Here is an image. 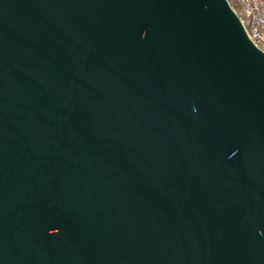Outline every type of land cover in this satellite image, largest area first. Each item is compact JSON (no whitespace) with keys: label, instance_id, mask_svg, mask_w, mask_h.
Listing matches in <instances>:
<instances>
[{"label":"water","instance_id":"water-1","mask_svg":"<svg viewBox=\"0 0 264 264\" xmlns=\"http://www.w3.org/2000/svg\"><path fill=\"white\" fill-rule=\"evenodd\" d=\"M228 0H0V264H264V53Z\"/></svg>","mask_w":264,"mask_h":264},{"label":"rangeland","instance_id":"rangeland-1","mask_svg":"<svg viewBox=\"0 0 264 264\" xmlns=\"http://www.w3.org/2000/svg\"><path fill=\"white\" fill-rule=\"evenodd\" d=\"M228 2L241 20L245 21L247 31L254 34L260 20V13L264 8L263 4L260 5L259 3L264 2V0H228Z\"/></svg>","mask_w":264,"mask_h":264},{"label":"built area","instance_id":"built-area-1","mask_svg":"<svg viewBox=\"0 0 264 264\" xmlns=\"http://www.w3.org/2000/svg\"><path fill=\"white\" fill-rule=\"evenodd\" d=\"M259 4H263L264 7V2H260ZM248 35L251 39L257 41L258 44L261 46V50L264 51V8H262V12L260 13V20L258 22L256 31L254 32V34L249 33Z\"/></svg>","mask_w":264,"mask_h":264},{"label":"bare ground","instance_id":"bare-ground-1","mask_svg":"<svg viewBox=\"0 0 264 264\" xmlns=\"http://www.w3.org/2000/svg\"><path fill=\"white\" fill-rule=\"evenodd\" d=\"M242 21H243V24H244V26H245V29H246V31H247V26H246V23H245V21L242 19ZM246 33H248L249 34V32H246ZM248 37L250 38V36L248 35ZM250 40L253 42V44L260 50V51H262L261 50V46L258 44V42L257 41H255V40H253V39H251L250 38ZM264 53V52H263Z\"/></svg>","mask_w":264,"mask_h":264}]
</instances>
